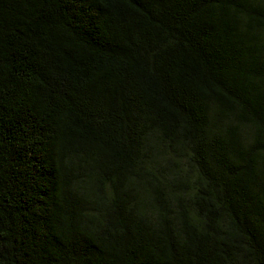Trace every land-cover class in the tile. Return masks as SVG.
I'll list each match as a JSON object with an SVG mask.
<instances>
[{"label":"trees","instance_id":"16d2710c","mask_svg":"<svg viewBox=\"0 0 264 264\" xmlns=\"http://www.w3.org/2000/svg\"><path fill=\"white\" fill-rule=\"evenodd\" d=\"M0 264H264V0H0Z\"/></svg>","mask_w":264,"mask_h":264}]
</instances>
